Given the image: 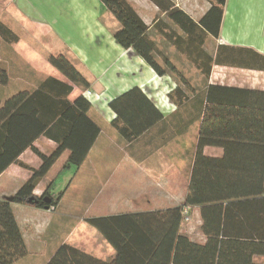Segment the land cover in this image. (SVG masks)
Segmentation results:
<instances>
[{
    "label": "crops",
    "instance_id": "0c3cea01",
    "mask_svg": "<svg viewBox=\"0 0 264 264\" xmlns=\"http://www.w3.org/2000/svg\"><path fill=\"white\" fill-rule=\"evenodd\" d=\"M102 10L109 13L100 0H0V24L18 37L14 43L0 37V69L8 77L5 85L0 84V103L19 92L33 93L48 79L71 87L64 96L65 87L50 81L47 87L51 89L42 90L35 104L40 120L51 118L46 131L55 138L44 132L33 147L49 155L64 136L70 145L33 190L36 197L47 192L46 201L59 196L54 210L29 204L11 206L26 249V255L13 264H48L62 246L101 261L111 260L115 256L112 243L122 236L125 226L123 217L182 205L199 139L228 136V131H220L221 117L228 108L208 101L207 93L214 97L217 87L264 92V71L215 63L207 78L190 60L185 67H177L185 82L169 74L159 76L133 50L116 43V25L111 32L102 30L98 25ZM96 37L111 44L109 53L93 54ZM220 45L264 56V0H225L219 36L208 39L203 51L214 60ZM58 54L68 58L87 86L70 82L49 64L47 57ZM133 88H138L153 107L138 97L134 102L143 112L134 108L126 111L123 106L128 100L117 105L119 113L113 111L110 102ZM176 89L187 96L179 104L169 97ZM86 91L90 96H85ZM79 97L89 103L85 115L99 128V134L83 162L66 167L70 151L85 147L87 133L91 135V126L62 105V99L73 103ZM124 120L129 121V129H145L126 141L114 124L117 121L122 126ZM202 152L220 157L223 150L205 146ZM19 162L32 169L41 165L40 158L30 148L25 149L17 162L0 173V200H9L31 177V171ZM189 217L179 233L204 242L199 208H189ZM90 219L103 220L105 235L88 224Z\"/></svg>",
    "mask_w": 264,
    "mask_h": 264
},
{
    "label": "trees",
    "instance_id": "16d2710c",
    "mask_svg": "<svg viewBox=\"0 0 264 264\" xmlns=\"http://www.w3.org/2000/svg\"><path fill=\"white\" fill-rule=\"evenodd\" d=\"M150 1L181 32L162 31V36L177 52L192 61L205 78L212 63L264 71V56L250 49L220 45L214 60L203 51L208 39L219 36L225 0H206L209 7L198 21L168 0ZM100 2L118 23L113 37L120 47L133 50L159 76L169 74L185 82L171 59L160 53L155 41L150 38L152 28L126 0ZM157 20L155 26L159 22ZM0 37L7 43L18 41V37L2 24ZM159 57H162V64L157 60ZM47 61L70 82L88 85L65 55H49ZM7 81L6 72L0 69V84L5 85ZM50 81L65 87L64 96L71 92L70 86L48 79L33 93L19 92L0 103V173L17 162L18 156L27 148L41 160L37 169L19 162L20 166L31 171V177L9 200H0V264H13L26 255L12 204L48 209L51 206L55 208L59 200V196L54 200H44L47 192L42 197L33 195L37 181L70 145L66 141L68 137L64 136V141L49 155H43L33 147L34 140L44 132L46 136L55 138L51 131H46L51 118L40 120L35 108L40 92L51 89L47 87L51 85ZM214 89L217 91L215 96L211 97V92H208L207 99L228 108L225 116L221 117L224 120L220 122V131H228V136L199 139L184 203L166 211L124 216L126 222L122 236L119 235V239L112 243L115 256L109 261L62 246L48 264H264V92L229 87ZM138 97L153 107L138 88L111 101L109 106L119 113L117 105L128 100L130 102L123 106L126 111L134 108L143 112V107L134 102ZM169 97L176 104L187 98L180 89ZM62 105L66 111H76L91 126V135L87 133L85 147L70 151L66 161V167H77L98 136L99 128L85 115L90 105L83 97L73 103L62 99ZM126 122L129 121L124 120L122 126L114 122L126 141L133 140L145 129H129ZM205 146L221 148L222 155H204L202 150ZM193 207L199 208L204 242H195L179 233L184 223L183 210ZM88 224L105 235L102 219H90Z\"/></svg>",
    "mask_w": 264,
    "mask_h": 264
},
{
    "label": "rangeland",
    "instance_id": "374dc122",
    "mask_svg": "<svg viewBox=\"0 0 264 264\" xmlns=\"http://www.w3.org/2000/svg\"><path fill=\"white\" fill-rule=\"evenodd\" d=\"M135 11L141 16L144 21L152 28L150 30V38H152L158 50L163 55L168 56L173 64L181 69V67H185V64L189 61L185 55L180 54L176 51L175 47L170 44V42L162 36V31H176L178 34L181 32L174 27L171 22H169L165 16L162 15L159 8L155 6L153 2L150 0H126ZM174 7L180 8L189 14L195 21H198V16L203 14L209 7V3L206 0H168ZM101 15L98 19V25L102 27L104 31L107 29L108 31H112L114 26L118 27V23L114 21L111 14L101 11ZM158 19V20H157ZM159 21L157 26H155V22ZM168 27V30L167 28ZM118 29V28H117ZM81 42V41H79ZM85 42V41H82ZM87 42V41H86ZM89 44V43H88ZM96 44L99 46L101 44L102 47H96ZM206 47V46H205ZM111 48V44L104 41V38L96 37L92 41L91 51L93 54L99 52L109 53V49ZM207 48V47H206ZM91 57H95L93 55ZM109 57L112 58V53L109 54ZM181 57H184L182 59ZM158 62L162 64V57L157 58ZM106 65V64H104Z\"/></svg>",
    "mask_w": 264,
    "mask_h": 264
},
{
    "label": "built area",
    "instance_id": "2783aa9c",
    "mask_svg": "<svg viewBox=\"0 0 264 264\" xmlns=\"http://www.w3.org/2000/svg\"><path fill=\"white\" fill-rule=\"evenodd\" d=\"M219 43H222V41L220 40ZM85 96H86V97H87V96H90V92H89V91H86V92H85ZM48 209H49L50 211H53V210H54V207L51 206V207H49ZM183 215H184V220H183V222H184L185 224H187V223L189 222V219H190V217H189V208H185V209L183 210Z\"/></svg>",
    "mask_w": 264,
    "mask_h": 264
}]
</instances>
